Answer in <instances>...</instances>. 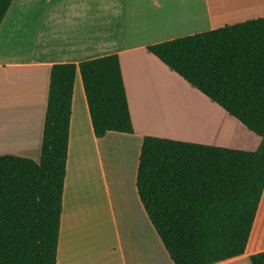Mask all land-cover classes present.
Wrapping results in <instances>:
<instances>
[{"label":"crops","instance_id":"0c3cea01","mask_svg":"<svg viewBox=\"0 0 264 264\" xmlns=\"http://www.w3.org/2000/svg\"><path fill=\"white\" fill-rule=\"evenodd\" d=\"M260 17L264 0L12 1L0 25V155L40 160L54 63L118 54L134 127L97 138L77 70L57 264H175L138 195L143 139L207 144L191 134L206 139L201 133L216 120L196 105L214 106L210 99L147 47ZM177 124L187 126L185 136L150 128ZM251 248L215 264H251L264 250Z\"/></svg>","mask_w":264,"mask_h":264},{"label":"trees","instance_id":"16d2710c","mask_svg":"<svg viewBox=\"0 0 264 264\" xmlns=\"http://www.w3.org/2000/svg\"><path fill=\"white\" fill-rule=\"evenodd\" d=\"M13 0H0V25ZM147 50L261 137L243 150L147 135L136 187L175 264L246 253L264 193V17ZM80 71L94 133H134L120 58L51 68L41 157L0 155V264H57L73 87ZM264 264V250L250 255Z\"/></svg>","mask_w":264,"mask_h":264},{"label":"rangeland","instance_id":"374dc122","mask_svg":"<svg viewBox=\"0 0 264 264\" xmlns=\"http://www.w3.org/2000/svg\"><path fill=\"white\" fill-rule=\"evenodd\" d=\"M210 103L214 106H208V102H196V105L201 109L205 110L207 113H209L211 116L213 115L215 118V122L212 127H207L208 130L205 131V133H201V136H205L206 139L200 138L196 136L195 134H191L192 137L196 139H204L209 142L207 144H214L217 146H223V147H232V148H239L243 150H256V148L259 146L258 144L261 141V137L253 133L250 129H248L245 125H243L241 122H239L236 118L233 116H230L225 110H223L220 106H216L217 104L210 100ZM217 107V108H214ZM162 128V129H168L169 134H174L177 136H185L183 133L187 131V126H184L182 124H177L174 126H152L151 129L154 128ZM208 134V135H207ZM212 139V140H210ZM96 184L100 185V180L95 181ZM94 219V220H93ZM91 222L94 224L93 221H97L96 218H93ZM103 227V231H101V228L98 230L99 233H104L107 230V227L104 223V221H101ZM98 224V223H96ZM257 243L258 249L264 248V194L257 212V216L255 219V224L253 227L252 237L250 239V243L248 246L249 250H252L251 244Z\"/></svg>","mask_w":264,"mask_h":264}]
</instances>
